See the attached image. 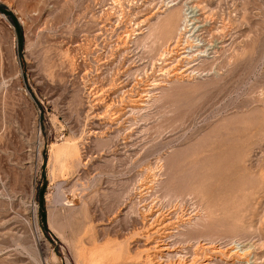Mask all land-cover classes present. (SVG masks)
I'll use <instances>...</instances> for the list:
<instances>
[{"label":"rangeland","instance_id":"1","mask_svg":"<svg viewBox=\"0 0 264 264\" xmlns=\"http://www.w3.org/2000/svg\"><path fill=\"white\" fill-rule=\"evenodd\" d=\"M0 264H264V0H0Z\"/></svg>","mask_w":264,"mask_h":264},{"label":"bare ground","instance_id":"2","mask_svg":"<svg viewBox=\"0 0 264 264\" xmlns=\"http://www.w3.org/2000/svg\"><path fill=\"white\" fill-rule=\"evenodd\" d=\"M169 6V5H168ZM167 6V7H168ZM170 7H172V6H170ZM169 7V8H170ZM170 9H168V11H169ZM164 12V11H163ZM184 12V11H183ZM186 13V12H185ZM185 13H183L182 14V16H180L179 15V11H175V10H172V8H171V10L169 11V13L167 12L166 14V16L164 15V18H160L159 20H158V18H157V22H156V26H152L153 28H150L149 30H147L148 31V35H147V39H148V36L149 37H152V39H154V44H155V40H158V37H159V40L161 39V37L160 36H162V39H163V37L165 36V37H171V35H173L172 34V32L174 33V30L176 29V31L175 32H177V33H180V31L183 29L184 30V28H185V26L186 25H182L183 27L182 28H180L181 27V25H177V22H178V20L181 18V23L183 24V23H186L187 21H186V19H187V15L185 14ZM181 14V13H180ZM163 17V16H162ZM180 26V27H179ZM146 28H149V27H146ZM146 31V32H147ZM185 31V30H184ZM156 33V34H155ZM153 36H156L155 38L153 37ZM187 38V37H186ZM151 39V38H150ZM151 39V40H152ZM161 39V40H162ZM158 40V41H159ZM167 41V40H166ZM145 43V42H144ZM147 43V42H146ZM161 44V43H160ZM167 44V43H166ZM162 45H164V44H162ZM155 47V46H154ZM153 47V48H154ZM160 48V47H159ZM162 49V48H161ZM191 49V48H190ZM172 52V51H171ZM185 52H187V51H185ZM185 52H183V53H185ZM158 53V52H157ZM174 53V52H173ZM167 56L166 58H169L170 56H169V54H168V51H166V50H164L163 51V53H161V55L160 56ZM185 57H188V56H185ZM184 57V58H185ZM159 58V57H158ZM163 58V57H162ZM161 61V60H160ZM159 62V61H158ZM163 64V63H162ZM187 67V66H186ZM187 69V68H186ZM153 83V82H152ZM144 96V95H143ZM142 97V96H141ZM117 114V113H116ZM121 114V113H120ZM115 115V114H114ZM56 144V143H55ZM62 144H64V142L62 143ZM71 145H74V144H70V146ZM78 157H77V152H76V149L75 148H73V147H69L67 144L65 145H61V146H59V144H58V146L57 147H55V145L54 144H52L51 145V150H50V161H51V174H52V176L53 177H55V173H57V172H61V171H63L64 170V168H66V166L67 165H74V163H76V164H78ZM68 168V167H67ZM70 168V167H69ZM65 171V170H64ZM62 174V173H61ZM65 174V173H64ZM184 192V191H183ZM179 193V192H178ZM177 193V194H178ZM167 195H168V193H167ZM178 196V195H177ZM176 196V197H177ZM173 197V196H172ZM164 200V199H163ZM144 201V200H143ZM184 202V201H183ZM161 210V209H160ZM149 212V211H148ZM161 215V214H160ZM207 217V216H206ZM204 218V217H203ZM206 219V218H205ZM207 220V219H206ZM194 221V220H193ZM204 221V220H203ZM197 222V221H196ZM207 222V221H206ZM199 223H201V222H197V224H199ZM203 223V222H202ZM166 225V224H165ZM200 225H202V224H200ZM206 225V224H205ZM198 226V225H197ZM199 227V226H198ZM202 228V227H201ZM204 228V227H203ZM210 228V227H209ZM190 229V228H189ZM188 229V230H189ZM203 230V229H202ZM185 231V230H184ZM190 231H192V230H190ZM194 231V230H193ZM154 233H156V232H154ZM165 233V232H164ZM163 233V234H164ZM148 237V236H147ZM163 241V240H162ZM149 250V249H148ZM102 251V250H101ZM118 251V250H117ZM120 251V250H119ZM118 251V252H119ZM113 255V254H112ZM145 257V256H144ZM91 258H94V257H91ZM90 258V259H91Z\"/></svg>","mask_w":264,"mask_h":264},{"label":"trees","instance_id":"3","mask_svg":"<svg viewBox=\"0 0 264 264\" xmlns=\"http://www.w3.org/2000/svg\"><path fill=\"white\" fill-rule=\"evenodd\" d=\"M1 9H2V8H1ZM1 11H2V13H4L6 16H8V17L10 18V20H11L13 26L15 27V29L18 30V31L20 32V31H21V28H20V26L18 25V23L16 22V20L13 18V16H12L9 12H7V11H5V10H3V9H2ZM42 193H43V190H42V192H41L40 197L42 196ZM39 206H40V210H41L40 218H41V222H42V224H43L44 221H45V213H44V211H43V202H42V201H40Z\"/></svg>","mask_w":264,"mask_h":264}]
</instances>
